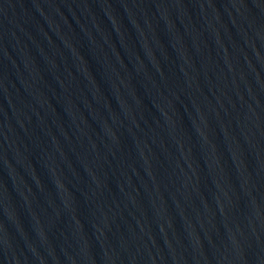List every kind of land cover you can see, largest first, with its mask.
<instances>
[{"label": "water", "instance_id": "1", "mask_svg": "<svg viewBox=\"0 0 264 264\" xmlns=\"http://www.w3.org/2000/svg\"><path fill=\"white\" fill-rule=\"evenodd\" d=\"M0 264H264V0H0Z\"/></svg>", "mask_w": 264, "mask_h": 264}]
</instances>
